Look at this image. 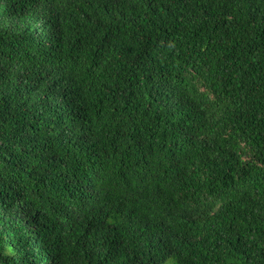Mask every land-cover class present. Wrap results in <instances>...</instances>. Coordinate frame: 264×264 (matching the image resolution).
Here are the masks:
<instances>
[{
    "label": "trees",
    "instance_id": "16d2710c",
    "mask_svg": "<svg viewBox=\"0 0 264 264\" xmlns=\"http://www.w3.org/2000/svg\"><path fill=\"white\" fill-rule=\"evenodd\" d=\"M264 264V0H0V264Z\"/></svg>",
    "mask_w": 264,
    "mask_h": 264
},
{
    "label": "rangeland",
    "instance_id": "374dc122",
    "mask_svg": "<svg viewBox=\"0 0 264 264\" xmlns=\"http://www.w3.org/2000/svg\"><path fill=\"white\" fill-rule=\"evenodd\" d=\"M163 264H174V261L171 257L167 258Z\"/></svg>",
    "mask_w": 264,
    "mask_h": 264
}]
</instances>
